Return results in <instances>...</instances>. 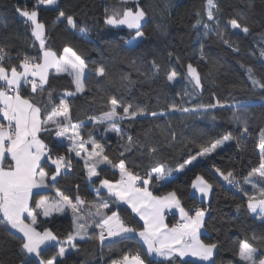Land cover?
I'll return each mask as SVG.
<instances>
[{"label": "trees", "instance_id": "trees-1", "mask_svg": "<svg viewBox=\"0 0 264 264\" xmlns=\"http://www.w3.org/2000/svg\"><path fill=\"white\" fill-rule=\"evenodd\" d=\"M216 2L222 9L216 14L222 27L228 20L236 19L250 29L247 35L242 32L234 35L230 28L225 32V38L238 46L239 52L224 44L215 32L204 35L202 25L212 23L206 16V0H140V6L148 13L147 22L143 25L147 39L133 48H129L127 42L134 31L111 28L104 23L106 7L109 14L122 8L118 0H60L55 9L40 6L38 19L45 24L47 48L62 55L64 48L70 47L88 64L85 91L76 93L71 76L53 74L43 94H32L30 88H22L21 95L38 105L48 104L51 109L52 104L59 105L63 93H74L66 98L69 115L73 124L80 125L83 140L88 141V133H91L92 138L103 145L104 154L113 164L123 159L130 171L145 179L146 174L160 164L172 169L165 180L154 177L147 186L148 190L158 197L175 191L182 207L188 211L207 209L201 240L206 244H218L214 256L216 264H243L234 253L245 240L256 246L260 258H264V241L257 243L251 238L253 233L264 236V219L247 210L248 198L245 195V178L253 167L259 166L261 160L259 133L264 129V88L252 84L247 68L251 67L255 78L264 83V57L260 55L264 48V0ZM37 4L38 0H0V47L8 53L4 61L6 67L18 66L24 55L36 60L40 58L39 45L31 27L17 11L18 8L33 10ZM60 10L74 16V30L66 22L54 23ZM197 20L202 21L201 25H197ZM81 30L86 33L84 37L80 36ZM169 53L173 55L170 57ZM152 61L159 65L158 72L153 69ZM188 64H192L200 74V89H195L188 78ZM100 66L105 67L107 79L89 74V70ZM172 70L178 75L169 81L167 77ZM123 77H128V80ZM49 91L52 104L48 102ZM111 97L119 101L116 111L121 117L123 107L128 104L133 106L130 111L143 108L145 114L96 123L92 118L102 117L111 110ZM217 100L224 107H201L215 104ZM173 104L194 111H171ZM152 112L158 115L153 117ZM234 113L241 120L247 119L248 133L242 134V124L237 122ZM114 123L120 129L119 133L111 130ZM56 131L52 127L50 133L42 132L41 139L52 149L54 156L64 155L71 159L72 168L66 174L62 171L55 182L49 181L48 188L39 191L40 195L34 196V200L47 198L52 202L59 198V193H63L73 201L79 196L90 202L96 197L94 189L100 186V180H120L119 169L107 163L100 164L97 170L100 175L89 180L81 159L84 155L76 157L74 153H69L67 148L71 142L67 137H57ZM72 131L69 128L68 135ZM226 134L235 139L225 141L208 155H201L203 148ZM127 136L133 138L131 146ZM85 147L89 152L93 150L91 144L86 143ZM153 148L156 149L154 153L151 151ZM192 157L196 158L192 162H196L185 165L180 171V165ZM53 168L48 164L44 166V171L51 176ZM216 169L225 174L232 171L231 179L243 182L244 193L238 194L230 189ZM198 176H203L213 185L209 204L200 201L191 192ZM257 182L264 186L261 181ZM100 195L109 202L107 214L117 211L127 226L143 230V223L127 206L106 193ZM238 205L241 206L239 211ZM40 211L37 209L38 213ZM178 219L177 215H172L168 224L174 225ZM86 220L92 226L90 238L76 242L78 251L72 250L66 255L63 264H112L124 255L137 253L146 264H153L154 260L158 264H169V261L146 255L137 237L102 245L98 239L99 230L91 216ZM37 227L38 230H52L64 241L68 234L74 232V221L69 213L50 217L38 215ZM20 243L16 236L0 227V264H21L24 256ZM56 251L57 248L49 247L42 251L41 256L47 260ZM181 261L184 264H201L182 259H176L174 264H181ZM33 264H37L35 259ZM57 264H60L59 260Z\"/></svg>", "mask_w": 264, "mask_h": 264}, {"label": "snow or ice", "instance_id": "snow-or-ice-1", "mask_svg": "<svg viewBox=\"0 0 264 264\" xmlns=\"http://www.w3.org/2000/svg\"><path fill=\"white\" fill-rule=\"evenodd\" d=\"M118 3L122 8L120 10L114 9L110 14L108 8H105L104 23L111 28L123 27L134 31V35L127 42V45L129 48L138 47V42L147 39L143 25L147 22L148 13L140 6V0H118ZM58 4L59 0H38V4L33 10L17 9L19 14L26 18L25 23L30 25L35 40L39 41V48L43 50L42 62H36L37 58L24 55L18 66L6 67L4 61L8 53L3 47H0V117L6 121V123L0 122V227L21 241L19 247L24 256L21 264H33V259L37 264H57L58 258L60 264H63V258L69 249L78 251L75 240L77 238L85 239L88 236L86 223L79 222L88 216L100 217L98 221L94 220V223L100 229L98 239L101 244L107 238H118L112 241L114 244L120 240H132L138 236L143 241V245L146 246V255L163 257L169 261V264H174L176 259L186 256L198 257L202 261L209 262V264H216L213 256L218 244H206L199 238L200 230L204 227L207 209L197 208L192 215H189L181 206V200L175 191L158 197L153 196L147 188L154 177L156 180H165L172 169L160 164L148 172L145 179L130 171L123 159L117 164H113V161L104 154L103 145L92 138L91 133H88L89 140L84 141L80 135V125L72 123L69 115V104L66 99V97L74 95L72 92L61 96L59 105H55L52 104V94L49 91L48 102L52 104L51 109L48 108V104L38 105L21 95L22 88H30L32 94H43L45 85L48 83L50 69H54L57 73L66 72L71 76L76 93L85 91V73L88 70V64L85 60L70 47L64 48L61 56H58L50 48H45V24L38 21V8L40 6L58 8ZM130 4L131 7L128 6ZM221 12L222 9L216 0H206V16L212 23L211 25H202L205 29L204 35L207 36L209 33L215 32L224 44L232 48L233 51L239 52V47L234 46L229 39L225 38V32L230 28L247 35L250 33V29L246 25L242 26L236 19L228 20L226 25L222 27L220 21L216 19V14ZM239 15L246 18L243 14ZM60 22H66L70 29L76 28L74 16L66 15L63 10L59 11V15L54 21V23ZM201 23L202 21L197 20V25H201ZM233 34L237 33L234 32ZM85 35L86 33L81 30L80 36L84 37ZM172 55L169 53L170 57ZM260 55L264 57V48L261 49ZM152 67L156 72L159 71V65L155 61H152ZM247 73L253 85L264 88V83L255 78L254 70L251 67L247 68ZM89 74L108 78V73L103 66L89 70ZM177 75L178 73L172 70L167 79L172 81ZM187 75L195 89L202 87L200 74L192 64L187 65ZM122 79L128 80V77ZM109 102L111 104L109 112L102 117L92 118L96 120V123L115 121L118 118L131 119L145 114L143 108L130 111L133 106L128 104L123 107V116L121 117L116 111L117 107L120 106L119 101L115 97H111ZM218 105L224 107L219 100L215 104L202 105L201 107L207 109L215 108ZM171 111L189 112L194 110L173 104ZM157 115L156 112L151 113L153 117ZM234 116L237 122L242 124V134L248 133L247 119L241 120L240 116L235 115V113ZM52 127L57 129L55 133L57 137H67L71 142V146L67 148L69 153H74L76 157H80L81 152L85 153L81 159L87 169L89 179L100 175L97 168L102 163L119 169V181L112 183L107 179H102L100 185L107 189L114 200L125 202L132 212L139 215L140 219L144 221L142 231L137 232V229L127 226L117 211H112L111 215H107L103 210L109 209L110 205L105 200L91 201L87 208H85V200L79 196L75 198L76 202L74 203L72 198L63 193H59V198L52 202L47 198L34 200V196L40 195L39 191L34 192V190L47 188L49 184L46 181L55 182L62 171L66 174L72 168L71 159L64 155L54 156L52 149L40 138L41 132L50 133ZM69 128L73 130L71 135H68ZM111 130L120 132L115 123ZM232 139L235 137L231 134L224 135L222 139H217L211 142L208 147L203 148L201 155L210 154L225 141ZM127 142L131 146L133 138L127 136ZM86 143L92 145V151L87 150ZM259 150L261 156L259 166L251 169L248 177L245 178L246 183L251 177H258L260 181H264V129L259 133ZM151 151L154 153L156 149L153 148ZM194 159L196 158L192 157V159L186 160L185 164L180 165L179 170L183 171L185 165L191 164ZM48 164L54 166L51 176L44 171V166ZM216 171L229 184H238L234 178L230 179L233 177L232 171L227 174L221 172L220 169H216ZM138 182L144 186H138ZM192 187L201 196L206 197L212 191L213 185L203 176H198ZM252 187L255 189L254 194L248 195L245 191V195L248 196L247 210L264 218V186L257 187L256 184H253ZM100 190V188L94 189L97 197H99ZM241 191L244 190L241 189ZM257 194L259 198H257ZM240 207L237 206L238 211ZM173 208L179 209L183 222L170 228L164 222V210ZM37 209L41 211L38 213ZM65 209L71 211L74 221H76L75 231L68 234L66 240L61 241L50 229L38 230V215L50 217L53 213L63 214ZM28 218H30V222H26ZM11 230L15 231L12 232ZM251 238L257 243L264 241V236H257L255 233L252 234ZM111 246L110 244L109 247ZM49 247H55L57 251L54 256L45 260L41 253ZM234 255L238 256L239 261L243 264H264V258H260L258 255V248L247 240L239 245L238 252ZM112 264H145V260L137 253L132 256L124 255L119 261H113ZM153 264H158V262L154 260ZM181 264L184 262L181 261Z\"/></svg>", "mask_w": 264, "mask_h": 264}, {"label": "crops", "instance_id": "crops-1", "mask_svg": "<svg viewBox=\"0 0 264 264\" xmlns=\"http://www.w3.org/2000/svg\"><path fill=\"white\" fill-rule=\"evenodd\" d=\"M60 1V0H59ZM101 1H104V0H101ZM42 7H44V8H47V7H45V6H42ZM56 8V7H55ZM47 9H50V8H47ZM26 19V18H25ZM38 21H39V19H38ZM121 28H123V27H121ZM123 29H126V28H123ZM45 35H46V43H45V48H47V42H48V36H47V33H46V29H45ZM34 37V36H33ZM34 39H35V37H34ZM37 41V40H36ZM37 43H38V45H39V41H37ZM40 49V48H39ZM42 55H43V50H41L40 49V58L38 59V60H36V62H42ZM62 55H63V53H62ZM58 56H61V55H58ZM87 73H88V70H86V73H85V78H86V75H87ZM68 75L66 72H61V73H57V72H55V70L54 69H50L49 70V76H48V81H49V78L51 77V75ZM46 86V85H45ZM66 93V92H65ZM65 93H63V95L65 94ZM80 94V93H79ZM66 98H69V96L68 97H66ZM42 119H43V112H42ZM0 122H3V123H6V121H3V119H2V117H0ZM42 133V132H41ZM41 133L39 134L40 135V138H41ZM46 144V143H45ZM89 151V150H88ZM81 155H84L85 156V153L84 152H81ZM100 166V165H99ZM98 166V167H99ZM97 170H98V168H97ZM221 178L223 179V177L221 176ZM257 180L258 181H260L259 180V178L258 177H252V178H250L249 179V182H247L246 183V188H245V191L248 193V195H252V194H254L255 193V189L252 187V185L253 184H256L257 185V187H261V185L257 182ZM49 181H46V183H48ZM50 182H52V181H50ZM111 182V181H110ZM112 183H116V182H112ZM261 183L262 184H264V181H261ZM138 186H140V187H143L142 186V183L141 182H138ZM148 186V185H147ZM48 188V187H47ZM47 188H42V189H38V190H34V192H36V191H42V190H46ZM98 188H100L101 190H100V193H106V194H108V195H110L108 192H107V189H104V188H102L101 187V185L98 187ZM95 192V191H94ZM191 192H192V188H191ZM100 193H99V197H97V194H96V197H95V199L93 200V201H97L98 202V200H104V198L100 195ZM195 195H196V197L197 198H200L199 197V195H197L198 193L196 192V193H194ZM153 195V194H152ZM154 196V195H153ZM247 198H248V196H246ZM257 198H259L258 197V194H257ZM51 202V201H50ZM74 203L76 202V201H73ZM91 202V201H90ZM121 204H123V205H125V206H127L130 210H131V208L125 203V202H123V201H119ZM89 206V202H87V201H85V208H87ZM182 206V205H181ZM107 210L108 209H105V210H103L106 214H107ZM194 210L195 209H193V210H190V211H188V210H186L185 209V211H187L188 213H189V215H192L193 213H194ZM92 211H95V209H92ZM208 211H206V215H205V220H206V218H207V216H208V213H207ZM66 213H69L70 214V216L72 217V219H73V221H74V218H73V215H72V213H71V211L69 210V209H65V212L63 213V214H66ZM134 213V212H133ZM54 214H60V213H53L52 215H54ZM139 219H140V217H139V215L138 214H136V213H134ZM252 214V213H251ZM107 215H109V214H107ZM111 215V214H110ZM172 215H177L178 216V222L176 223V224H178V223H182L183 222V220H182V217H181V215H180V213H179V209H176V208H173V209H165L164 210V222L168 225V227H173V226H175L176 224H174V225H169L168 224V221H169V217L170 216H172ZM254 216H257V215H254ZM92 218V220H93V222H94V220H96V221H98L99 219H100V217H91ZM141 220V219H140ZM26 222H30V218H28L27 220H26ZM80 223H86V226H87V233H88V236H86L85 237V239H80V238H77L76 240H75V243L76 242H78V241H84V240H87L88 239V237H89V233L91 232V227H90V225L88 224V222H87V220H86V218H85V220H81V221H79ZM141 222L144 224V221L143 220H141ZM75 224H76V221H74V231H75ZM95 224V223H94ZM93 229V228H92ZM97 229L99 230V232H100V229L97 227ZM12 232H14L15 230H11ZM137 232H139V231H137ZM205 232V228L203 227L201 230H200V236H199V238H200V240H201V236H202V234ZM17 235H19V234H17ZM137 238H138V240L140 241V243H141V245L143 246V248H144V250L146 249V246L145 245H143V241L137 236ZM118 238H107V239H105L104 240V242H103V244L102 245H105V244H107V243H112V241L113 240H117ZM202 241V240H201ZM101 243V242H100ZM66 246V245H65ZM215 253H216V251H215ZM215 253H214V256H215ZM214 256H213V259H214ZM151 258H154V259H157V260H160V261H168V260H166L165 258H163V257H155V256H150ZM180 259H182V260H192V261H195V262H197V263H201V264H209V262H206V261H202L200 258H198V257H193V256H186V257H183V258H180ZM145 264H146V262H145Z\"/></svg>", "mask_w": 264, "mask_h": 264}, {"label": "rangeland", "instance_id": "rangeland-1", "mask_svg": "<svg viewBox=\"0 0 264 264\" xmlns=\"http://www.w3.org/2000/svg\"><path fill=\"white\" fill-rule=\"evenodd\" d=\"M45 7H47V8H50V9H55V7H51V6H45ZM234 32H239L238 30H233ZM139 43V42H138ZM138 116H143V115H138ZM60 138H62V137H60ZM196 161H193L192 163H195ZM59 177V176H58ZM58 177H57V179H58ZM95 177H92L91 179H89V180H93ZM198 193L197 195H199V197L200 198H198L200 201H202V202H205L206 204H209V202H210V200H211V197H212V191L209 193V195L208 196H206V197H204V196H201V194L198 192V191H196L195 189H193V187H192V194L194 195V196H196L194 193ZM208 213V212H207ZM253 214V213H252ZM253 215H257V214H253ZM258 216V215H257ZM260 217V216H259ZM264 219V218H263ZM72 251V249H69V251L66 253V255H68L70 252ZM65 255V256H66ZM58 260H59V258H58Z\"/></svg>", "mask_w": 264, "mask_h": 264}, {"label": "built area", "instance_id": "built-area-1", "mask_svg": "<svg viewBox=\"0 0 264 264\" xmlns=\"http://www.w3.org/2000/svg\"><path fill=\"white\" fill-rule=\"evenodd\" d=\"M224 181L228 184L229 188L232 189L235 193H238V194L244 193V191H241V189L244 190L243 185H242V183H243L242 181L236 180L238 182V184L237 183L229 184L228 181H226V180H224Z\"/></svg>", "mask_w": 264, "mask_h": 264}]
</instances>
